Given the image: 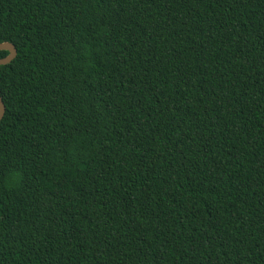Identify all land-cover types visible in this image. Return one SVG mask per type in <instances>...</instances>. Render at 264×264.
I'll return each instance as SVG.
<instances>
[{"label":"trees","instance_id":"1","mask_svg":"<svg viewBox=\"0 0 264 264\" xmlns=\"http://www.w3.org/2000/svg\"><path fill=\"white\" fill-rule=\"evenodd\" d=\"M6 42L0 264H264V0H0Z\"/></svg>","mask_w":264,"mask_h":264},{"label":"water","instance_id":"2","mask_svg":"<svg viewBox=\"0 0 264 264\" xmlns=\"http://www.w3.org/2000/svg\"><path fill=\"white\" fill-rule=\"evenodd\" d=\"M0 51H7L9 55L6 58L0 59V66H5L12 63L17 57V49L11 43H0ZM6 112L5 104L0 97V122L3 120Z\"/></svg>","mask_w":264,"mask_h":264}]
</instances>
